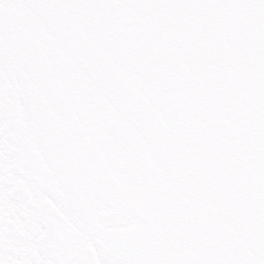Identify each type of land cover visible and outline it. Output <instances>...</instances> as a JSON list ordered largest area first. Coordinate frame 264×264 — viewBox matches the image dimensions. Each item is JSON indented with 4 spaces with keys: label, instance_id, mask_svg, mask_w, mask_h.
Segmentation results:
<instances>
[{
    "label": "snow or ice",
    "instance_id": "6c2138e0",
    "mask_svg": "<svg viewBox=\"0 0 264 264\" xmlns=\"http://www.w3.org/2000/svg\"><path fill=\"white\" fill-rule=\"evenodd\" d=\"M0 264H264V0H0Z\"/></svg>",
    "mask_w": 264,
    "mask_h": 264
}]
</instances>
